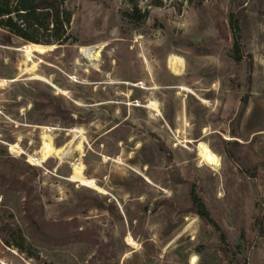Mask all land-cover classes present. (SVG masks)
Returning <instances> with one entry per match:
<instances>
[{"label":"rangeland","instance_id":"rangeland-1","mask_svg":"<svg viewBox=\"0 0 264 264\" xmlns=\"http://www.w3.org/2000/svg\"><path fill=\"white\" fill-rule=\"evenodd\" d=\"M65 4L70 44L29 59L23 42L0 45V169L10 158L32 166L19 164L45 219H77L93 243L36 244L29 259L5 245L0 224V264H264V0H142L137 22L124 16L127 0ZM235 8L250 82L247 61L232 56ZM89 47L96 60L80 54ZM171 55L183 59L181 76ZM49 99L93 117L67 123L35 109ZM45 140L59 154L37 165L29 157ZM200 142L219 168L202 163ZM75 168L106 194L72 182ZM193 184L216 226L192 210ZM86 198L114 202L121 217ZM4 201L6 221L20 223L18 195Z\"/></svg>","mask_w":264,"mask_h":264},{"label":"trees","instance_id":"trees-1","mask_svg":"<svg viewBox=\"0 0 264 264\" xmlns=\"http://www.w3.org/2000/svg\"><path fill=\"white\" fill-rule=\"evenodd\" d=\"M67 0H0V45L16 47L18 41L24 44L42 46L70 44L71 36L68 32L72 15L66 8ZM142 0H127L133 10L124 13L129 21L137 22L144 18L138 9ZM239 7V5H237ZM228 27L232 37V56L236 63L247 61L248 82L251 80L252 62L245 56L243 35L240 25V12L235 8L228 15ZM248 104V96L241 99V113ZM35 109L42 114L59 117L64 122H88L93 117V112H85L74 118L72 112L55 104L52 99L46 103H37ZM234 157V156H233ZM235 158V157H234ZM236 159V158H235ZM9 167L0 169V224L3 235L2 241L8 247L17 249L20 253L27 254L29 259L35 257V245H41L49 250L61 249L70 244L93 243L92 233L88 229L80 230L81 225L77 219L69 221H48L36 206L37 197L34 186L27 172L19 164H24L15 158H10ZM27 168L28 166L24 164ZM243 171V170H242ZM7 193L18 195L22 206L20 207V223L6 221L3 207H6L4 197ZM192 210L198 217L216 226L210 216L205 203L196 191L193 184L188 195ZM95 208L106 210L113 216H120L119 209L114 202L106 204L96 198H86ZM127 214L129 210L125 209ZM259 233L264 234L263 216L256 220ZM32 240V241H30ZM35 243V244H33Z\"/></svg>","mask_w":264,"mask_h":264},{"label":"bare ground","instance_id":"bare-ground-1","mask_svg":"<svg viewBox=\"0 0 264 264\" xmlns=\"http://www.w3.org/2000/svg\"><path fill=\"white\" fill-rule=\"evenodd\" d=\"M54 46H42V45H36V44H26L23 47L24 53L28 57V59L33 54H45L47 51L52 50ZM22 50V51H23ZM80 54L86 58L87 60H96L100 55V49H94V48H81ZM168 69L169 71L175 75V76H181L184 70V62L183 59L176 57L175 55H171L168 59ZM187 92L186 88H183ZM153 111H156L160 113L158 106L155 102H149V106ZM76 131L77 130H73ZM46 138V137H45ZM59 149H55L51 142H47L46 140L42 144L40 157L35 158L30 155V161L39 165L40 163H44L47 161L51 156L58 153ZM198 152H199V158L206 166L212 167V168H219L220 167V160L219 157L213 153L210 148L203 142H200L198 146ZM38 154V153H37ZM36 156V155H35ZM71 181L79 183L80 185L96 190L99 193L106 194V191L99 187L93 180L86 179L82 175V172L80 169L75 168L73 174L71 175ZM128 243L131 245H134V240L132 237L128 238ZM194 261V259L192 260Z\"/></svg>","mask_w":264,"mask_h":264}]
</instances>
